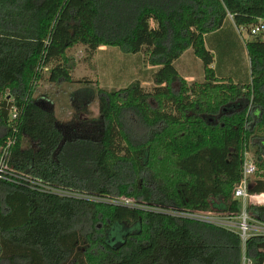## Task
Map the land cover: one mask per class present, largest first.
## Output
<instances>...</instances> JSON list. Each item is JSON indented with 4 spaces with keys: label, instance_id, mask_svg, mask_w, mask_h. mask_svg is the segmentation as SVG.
I'll use <instances>...</instances> for the list:
<instances>
[{
    "label": "trees",
    "instance_id": "1",
    "mask_svg": "<svg viewBox=\"0 0 264 264\" xmlns=\"http://www.w3.org/2000/svg\"><path fill=\"white\" fill-rule=\"evenodd\" d=\"M229 17L250 35L264 0H0V151L15 138L11 169L74 195L1 182L0 264H242L244 250L264 264V236L244 246L237 233L169 214H240L245 155L264 141V32L246 42L249 85L218 78L205 45ZM81 46L86 61L102 47L146 49L153 92L139 81L98 89L96 125L63 128L34 90L44 70L52 84L77 83L69 51ZM189 50L202 83L174 66ZM257 168L249 188L261 194L264 160ZM247 213L264 224V207Z\"/></svg>",
    "mask_w": 264,
    "mask_h": 264
},
{
    "label": "rangeland",
    "instance_id": "2",
    "mask_svg": "<svg viewBox=\"0 0 264 264\" xmlns=\"http://www.w3.org/2000/svg\"><path fill=\"white\" fill-rule=\"evenodd\" d=\"M241 34H237L241 43L250 39L249 32L245 29H241ZM260 35H262L260 33ZM229 31H224L216 43L222 42L225 46V52L218 50L219 47L214 45V40H208L207 44L215 53V63L212 68H219L221 72L227 67L226 57L229 58V65L234 67V71L243 67L242 57L240 55L241 50L237 39L234 38ZM146 50V49H145ZM145 50L139 55H125L120 49L109 48L103 54L98 55L97 59L94 57L90 61H86V51L84 47H76L69 51V56L74 58L76 62V68L73 72V79L78 81L74 84H66L60 82L58 84H52L48 81L49 74L47 71H43L44 79L36 84L34 90V96L36 99L45 103L46 106L52 108L57 120L63 128L74 127L83 125H96V121L99 120V107L96 93L98 89H104L109 92H118L130 86L133 82L139 81L146 92L152 93L154 85L152 82L153 74L158 68H153L147 65L145 56ZM227 53V54H226ZM192 56V54H189ZM96 56V55H95ZM186 56V55H185ZM188 56V55H187ZM193 57V56H192ZM102 58V62L100 59ZM105 59V62H104ZM187 68L196 73L194 77L195 83H202L204 79V66L198 58L194 56V59L186 57ZM191 59V60H189ZM195 60V61H194ZM103 63V64H102ZM225 71V70H224ZM234 75V77H233ZM236 80V74L231 76ZM82 81V82H80ZM193 81V83H194ZM192 82L189 84H193ZM92 96L91 99L85 98ZM154 106V105H153ZM252 114H257L256 110ZM12 118V116H11ZM94 124V125H93ZM89 127V126H88ZM28 141H25V145H29ZM260 144V145H259ZM257 146L250 148L249 157L253 158L256 163L264 160V141H261ZM258 173H262L259 171ZM257 175L252 180H256ZM127 199L115 200L117 202H123ZM132 201V200H129ZM253 227H261L262 223L259 221L251 222Z\"/></svg>",
    "mask_w": 264,
    "mask_h": 264
},
{
    "label": "built area",
    "instance_id": "3",
    "mask_svg": "<svg viewBox=\"0 0 264 264\" xmlns=\"http://www.w3.org/2000/svg\"><path fill=\"white\" fill-rule=\"evenodd\" d=\"M264 32V21H260L259 24L251 28L250 35H258ZM12 121H16L18 118L17 110L14 108L11 111ZM15 138L9 139L6 145L0 151V183L5 182L8 184L21 185L28 182V178L10 168L8 161L10 158V151L15 144ZM257 163L253 158L249 157V153L245 155L243 164V176L239 185L235 188L233 198L242 202V211L240 214L232 213H219V212H204V211H187V212H169L170 215L180 217L200 223L215 225L231 232L237 233L243 245L252 237L264 236V224L261 227H253L251 225L252 219L247 213L249 206L264 207V193H251L250 182L257 173ZM31 183L32 188H37L40 192L55 193L60 196H74L71 193H63L56 191L55 189L46 186L41 183ZM128 206H133L134 201L124 200ZM242 264H254L252 259L248 258L244 250L242 256Z\"/></svg>",
    "mask_w": 264,
    "mask_h": 264
},
{
    "label": "crops",
    "instance_id": "4",
    "mask_svg": "<svg viewBox=\"0 0 264 264\" xmlns=\"http://www.w3.org/2000/svg\"><path fill=\"white\" fill-rule=\"evenodd\" d=\"M224 31H229L231 32V34L233 36H235L234 38L237 39V42L239 43V47L241 50V57H242V61H243V67L240 70V72L238 71L239 69H237L236 71H234V67L231 68V65H229V58L226 57V64L228 63L227 67L221 72V70L219 68H213L216 72V75L218 78L220 79H227L230 78L232 79L235 83H241V84H245V85H249L251 84L252 80H251V64H250V59L248 56V52L246 49V42L248 40H245L241 43V41H239V38L237 36V34H241L240 31L236 28V25L234 24L233 20L231 17L228 18V20L226 21L223 29L217 33L211 34L209 36H207L205 38V45L206 48L215 56L216 54L213 53V50L211 49L210 46H208L207 41L208 40H214V45L216 47H219L218 50H221L223 52H225V46L222 42H218L216 43L215 41L219 40L220 35L224 32ZM242 35V34H241ZM264 35V33H263ZM107 50H109V48L106 47H102L98 50V52L96 53V58L95 60L98 61L97 59V54H103V52H106ZM108 52V51H107ZM189 54H192L189 55ZM227 54V53H226ZM186 55V56H185ZM188 55V56H187ZM136 56V55H135ZM194 54L192 52V50H189L188 52H186L177 62H175L174 66L177 69V71L179 72V74L190 84L191 82L193 83V81L195 80L196 77H194L196 75V73H194L191 68H187V61L188 59H186V57L192 58L194 59ZM191 60V59H189ZM199 60V59H198ZM195 61V60H194ZM100 62H102V58L100 59ZM105 62V59H104ZM103 64V63H102ZM214 65V64H213ZM212 65V67H213ZM232 74H236V80H234V78H232ZM234 77V75H233ZM201 79H204L203 75L201 77ZM196 81H194L195 83Z\"/></svg>",
    "mask_w": 264,
    "mask_h": 264
},
{
    "label": "water",
    "instance_id": "5",
    "mask_svg": "<svg viewBox=\"0 0 264 264\" xmlns=\"http://www.w3.org/2000/svg\"><path fill=\"white\" fill-rule=\"evenodd\" d=\"M111 243L114 244L115 249H120L124 244V242L121 240V238H119L116 231L114 232L113 236L111 237Z\"/></svg>",
    "mask_w": 264,
    "mask_h": 264
}]
</instances>
